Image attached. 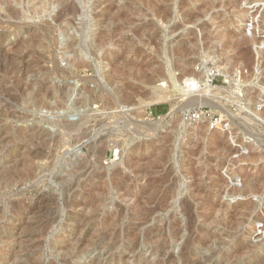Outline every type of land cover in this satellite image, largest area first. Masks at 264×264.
<instances>
[{
    "label": "rangeland",
    "instance_id": "obj_1",
    "mask_svg": "<svg viewBox=\"0 0 264 264\" xmlns=\"http://www.w3.org/2000/svg\"><path fill=\"white\" fill-rule=\"evenodd\" d=\"M263 13L0 0V264H264Z\"/></svg>",
    "mask_w": 264,
    "mask_h": 264
},
{
    "label": "bare ground",
    "instance_id": "obj_2",
    "mask_svg": "<svg viewBox=\"0 0 264 264\" xmlns=\"http://www.w3.org/2000/svg\"><path fill=\"white\" fill-rule=\"evenodd\" d=\"M238 1V0H237ZM228 2V1H227ZM234 2V1H233ZM235 3V2H234ZM236 4V3H235ZM258 9V8H257ZM256 9V10H257ZM258 11V10H257ZM254 12H256L255 10H254ZM187 14V13H186ZM186 14H183V15H186ZM165 15H167V14H165ZM190 15V14H189ZM262 15H264V13L262 14ZM184 17V16H183ZM186 17V16H185ZM187 17H189L188 15H187ZM263 17V16H262ZM165 18V17H164ZM183 19V18H182ZM187 19V18H186ZM186 19H184V20H186ZM164 20V19H163ZM189 20H191V19H189ZM183 21V20H182ZM187 21V20H186ZM180 22V21H179ZM188 22V21H187ZM174 25V24H173ZM179 25H180V23L179 24H175L174 26H175V29L176 28H178L179 27ZM174 28V27H173ZM255 34V33H254ZM235 35V34H234ZM252 40H253V38H252ZM251 41V40H250ZM188 74L190 73H192V71L190 72V69L188 70V71H186ZM186 73V74H187ZM185 74V73H184ZM193 74V73H192ZM185 77V76H184ZM201 77V76H200ZM206 78H205V80L206 81H208V78H209V76L208 75H206L205 76ZM208 83V82H207ZM183 84H184V86L187 88H189V90H193L194 88H195V86H196V82H195V78H194V76L193 77H191V76H188V77H185L184 79H183ZM209 86V85H208ZM156 93V95L154 96V100H158V99H167L166 98V95H164V94H160L159 92H155ZM197 99V103L198 104H202V103H207V102H209V100L208 99H206V97L204 98L203 97V95H200L199 97H196L195 98V100ZM159 101V100H158ZM192 101V100H191ZM194 101V100H193ZM212 101V100H211ZM195 102V101H194ZM196 103V102H195ZM196 103V104H197ZM213 103V102H212ZM264 109V108H263ZM260 111H262L261 113H264V110H260ZM259 111V112H260ZM227 114V113H226ZM258 114H260V113H258ZM260 116H263V115H260ZM232 117V116H231ZM73 126V125H72ZM75 126V125H74ZM76 127V126H75ZM78 127V126H77ZM230 149V148H229ZM229 149H227V150H229ZM41 157V156H40ZM240 157H242V156H240ZM241 158H239V160H240ZM235 160H237V161H235V163L236 162H238V159H235ZM233 163V162H232ZM235 163H233V164H235ZM248 173V172H247ZM245 175H247V174H245ZM156 207V206H155ZM189 245V244H188ZM259 261V260H258ZM254 262H257V261H254ZM261 262H262V260H261ZM259 263V262H258ZM257 264V263H256Z\"/></svg>",
    "mask_w": 264,
    "mask_h": 264
},
{
    "label": "built area",
    "instance_id": "obj_3",
    "mask_svg": "<svg viewBox=\"0 0 264 264\" xmlns=\"http://www.w3.org/2000/svg\"><path fill=\"white\" fill-rule=\"evenodd\" d=\"M207 113V112H206ZM205 114L202 110H200L199 112L197 110H192L190 111L188 114H186L185 119L188 120H195L196 118H198L200 115ZM209 117V123L211 126L216 125V124H220L221 123V119L214 115V114H208Z\"/></svg>",
    "mask_w": 264,
    "mask_h": 264
},
{
    "label": "trees",
    "instance_id": "obj_4",
    "mask_svg": "<svg viewBox=\"0 0 264 264\" xmlns=\"http://www.w3.org/2000/svg\"><path fill=\"white\" fill-rule=\"evenodd\" d=\"M164 107H165V105L154 106L153 109H154L155 113H159L164 109Z\"/></svg>",
    "mask_w": 264,
    "mask_h": 264
}]
</instances>
